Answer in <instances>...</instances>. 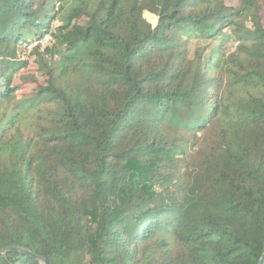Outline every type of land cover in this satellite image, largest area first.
<instances>
[{"label": "trees", "instance_id": "16d2710c", "mask_svg": "<svg viewBox=\"0 0 264 264\" xmlns=\"http://www.w3.org/2000/svg\"><path fill=\"white\" fill-rule=\"evenodd\" d=\"M263 9L0 0V252L264 264Z\"/></svg>", "mask_w": 264, "mask_h": 264}, {"label": "rangeland", "instance_id": "374dc122", "mask_svg": "<svg viewBox=\"0 0 264 264\" xmlns=\"http://www.w3.org/2000/svg\"><path fill=\"white\" fill-rule=\"evenodd\" d=\"M226 1H227V3L229 5H234V4L237 3L238 0H226ZM261 14H262V18L264 20V9L262 10V13ZM144 18L149 23H151L153 26H155V24H156V18L153 15H151L149 13H144ZM26 73L27 74H31L32 71L31 70H28L26 72L20 73V75L23 76V74H26ZM34 87L35 86L33 84H22L21 85V90L19 91V93H21V94H29V93H31V90H33Z\"/></svg>", "mask_w": 264, "mask_h": 264}, {"label": "water", "instance_id": "95a60500", "mask_svg": "<svg viewBox=\"0 0 264 264\" xmlns=\"http://www.w3.org/2000/svg\"><path fill=\"white\" fill-rule=\"evenodd\" d=\"M6 251H15V252H19V253H22V254H27L29 255L30 257H32L33 259H36V260H39L40 262H42L43 264H47L46 260L42 259V258H39L35 255H33L32 253H29L27 252L26 250L24 249H17V248H7L5 250H2L0 253H4Z\"/></svg>", "mask_w": 264, "mask_h": 264}, {"label": "built area", "instance_id": "2783aa9c", "mask_svg": "<svg viewBox=\"0 0 264 264\" xmlns=\"http://www.w3.org/2000/svg\"><path fill=\"white\" fill-rule=\"evenodd\" d=\"M46 41H47V37L46 38H43L42 44L45 43Z\"/></svg>", "mask_w": 264, "mask_h": 264}]
</instances>
